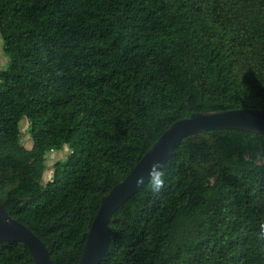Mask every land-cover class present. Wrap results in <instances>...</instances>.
Instances as JSON below:
<instances>
[{"label": "trees", "instance_id": "16d2710c", "mask_svg": "<svg viewBox=\"0 0 264 264\" xmlns=\"http://www.w3.org/2000/svg\"><path fill=\"white\" fill-rule=\"evenodd\" d=\"M0 38V200L55 264H78L100 197L170 124L264 110V0H0ZM63 148L44 182L46 153ZM258 152L264 133L182 139L163 190L112 215L101 264H264ZM0 264L35 263L1 242Z\"/></svg>", "mask_w": 264, "mask_h": 264}, {"label": "water", "instance_id": "95a60500", "mask_svg": "<svg viewBox=\"0 0 264 264\" xmlns=\"http://www.w3.org/2000/svg\"><path fill=\"white\" fill-rule=\"evenodd\" d=\"M211 129H237L264 133V110L233 108L215 111H194L188 117L170 124L149 146L128 174L100 197L98 208L88 228L78 264H101L111 240L109 221L114 212L141 187L135 186L139 175L148 180L149 166L159 161L164 167L176 145L185 137ZM20 242L26 247L35 264H55L47 247L28 227L12 218L0 200V243Z\"/></svg>", "mask_w": 264, "mask_h": 264}, {"label": "clouds", "instance_id": "9594fccd", "mask_svg": "<svg viewBox=\"0 0 264 264\" xmlns=\"http://www.w3.org/2000/svg\"><path fill=\"white\" fill-rule=\"evenodd\" d=\"M253 163L264 165V152H258L254 155ZM136 187H147L153 193H159L165 187V171L159 161H153L148 170V180L145 184V177L139 175L135 179ZM256 239L264 242V224H261L259 231L256 233Z\"/></svg>", "mask_w": 264, "mask_h": 264}, {"label": "rangeland", "instance_id": "374dc122", "mask_svg": "<svg viewBox=\"0 0 264 264\" xmlns=\"http://www.w3.org/2000/svg\"><path fill=\"white\" fill-rule=\"evenodd\" d=\"M9 63L8 57L4 54L3 51V42L0 38V71L5 70L7 68V65ZM20 130H21V142L26 148L31 147V138L28 133V121L26 119H23L20 122ZM68 154V149H61L59 151H51L46 153L45 158V165L46 169L43 174V181L45 182L49 178H51V175L53 173L52 165L56 160H62L65 158V156Z\"/></svg>", "mask_w": 264, "mask_h": 264}]
</instances>
